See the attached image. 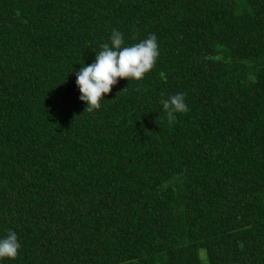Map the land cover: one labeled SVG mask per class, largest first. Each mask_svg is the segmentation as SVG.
I'll use <instances>...</instances> for the list:
<instances>
[{
	"label": "trees",
	"instance_id": "16d2710c",
	"mask_svg": "<svg viewBox=\"0 0 264 264\" xmlns=\"http://www.w3.org/2000/svg\"><path fill=\"white\" fill-rule=\"evenodd\" d=\"M113 29L159 55L89 113L76 73ZM9 231L0 264H264V0H0Z\"/></svg>",
	"mask_w": 264,
	"mask_h": 264
},
{
	"label": "clouds",
	"instance_id": "9594fccd",
	"mask_svg": "<svg viewBox=\"0 0 264 264\" xmlns=\"http://www.w3.org/2000/svg\"><path fill=\"white\" fill-rule=\"evenodd\" d=\"M158 55L155 34H149L146 39L138 43L124 46L123 34L113 29L110 43L102 44L94 62L82 66L76 73L79 99L86 103L84 111L91 113L99 109L100 101L111 92L118 80H142L155 66ZM161 104L169 123L175 121L177 113H185L189 110L185 96L180 93L161 100ZM19 248L17 234L9 231L6 237L0 239V260L15 259Z\"/></svg>",
	"mask_w": 264,
	"mask_h": 264
}]
</instances>
